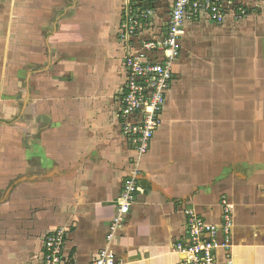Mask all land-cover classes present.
I'll use <instances>...</instances> for the list:
<instances>
[{
    "label": "crops",
    "instance_id": "crops-1",
    "mask_svg": "<svg viewBox=\"0 0 264 264\" xmlns=\"http://www.w3.org/2000/svg\"><path fill=\"white\" fill-rule=\"evenodd\" d=\"M19 1L0 0V264H42L44 237L57 228L66 231L65 264H92L134 171L139 189L110 244L119 261L178 264L173 245L184 236L186 210L219 224L225 198L233 264H264V0H234L251 8L240 19L184 24L161 125L140 158L117 119L125 79L119 9L140 0H90L85 17L67 25L56 20L59 2ZM171 3L152 2L150 37L160 34ZM27 23L46 31L43 48L31 50L41 59L26 74L25 94L4 97L19 78L9 77L17 68L4 64L2 43L32 40L30 27L24 37L15 31ZM217 258L225 264L222 251Z\"/></svg>",
    "mask_w": 264,
    "mask_h": 264
},
{
    "label": "built area",
    "instance_id": "built-area-1",
    "mask_svg": "<svg viewBox=\"0 0 264 264\" xmlns=\"http://www.w3.org/2000/svg\"><path fill=\"white\" fill-rule=\"evenodd\" d=\"M129 4L121 15L118 39L123 47L149 27L153 9H141V3ZM154 2L156 0H149ZM251 8L234 0H172L169 15L160 36L143 42L139 52H126L121 61L125 79L118 99L117 119L124 140L140 158L149 149L155 131L161 125L166 93L174 79L173 64L179 56L180 37L186 22L205 17L216 24L224 22L228 14L238 19L248 15ZM161 55V58L159 57ZM137 173L124 182L117 200L116 213L108 227L106 247L99 250L92 264H124L110 248L116 230L122 225L138 192ZM221 222H207L193 210H186L185 233L173 245L181 256L178 264H219L217 254L222 251L225 264H233L231 253V211L221 200ZM66 231L57 228L43 240L42 264H65L63 257Z\"/></svg>",
    "mask_w": 264,
    "mask_h": 264
},
{
    "label": "rangeland",
    "instance_id": "rangeland-1",
    "mask_svg": "<svg viewBox=\"0 0 264 264\" xmlns=\"http://www.w3.org/2000/svg\"><path fill=\"white\" fill-rule=\"evenodd\" d=\"M20 1H19V4H22V1H26V0H20ZM50 1L59 2L60 5H59V9L57 10V13H56V20H58V19L64 20L63 21L64 25H67V23H73V22H74V24L76 22L79 23V21L81 20V17H85V12L90 11L89 7H86L88 4L91 3L90 0H50ZM127 6H128V2L125 5L120 7V9H119L120 16H121V14H123V12H125V8ZM28 7L29 6H26V5L19 6V8H18L19 16L25 17L27 15L28 10L30 9V7H29V9H28ZM83 8H84V10H83ZM91 8L93 9V5L91 6ZM82 10L84 11V13L82 12ZM234 18L238 19L236 17H234ZM19 20H22V19H19ZM51 21H53V19ZM18 26H20V27L17 28L15 26L16 27L15 31L20 32L21 35H23L22 37L27 36L26 32L27 31L29 32V27H30L31 32L33 33V36L31 37L32 40H30V41L24 37L23 41L16 40L14 38L13 41L9 40V41H7L8 43L7 42L2 43L3 53L6 51V55L4 58V64H5V61H7L8 68H11V69H13L14 67L17 68V72H14V71L11 72L9 74V77L11 79H14V80L19 78V82L16 81L18 84L17 87H12L13 84H11L8 87V89H6L5 87L3 88L1 95L4 97H11V96L14 97L15 95L17 97H19V93L25 94V91H26V74H27V72H29V73L31 72L30 68L34 64H36V60L41 59V58H30L31 50L36 49V48L42 49L43 48V46H42L43 36L46 35V31L44 29L39 30V31H35L34 29L32 30V27L28 23L23 24V25L19 24ZM21 26H23V27H21ZM4 27L6 28V25L3 26V28ZM120 30H121V27L118 26V32ZM147 30H149V28ZM2 31H3V35L5 36L7 34L6 30L3 29ZM152 31H154L153 28H152ZM7 32L10 33V30H7ZM139 35H142V37H140V38H143L141 44L143 42L149 40V37H150L149 32L142 31L141 33H139L137 35V37H139ZM11 42L12 43L14 42L15 44L20 45L19 50L17 52H11V50L8 49L9 44ZM130 44H131L130 48L129 47L127 48L126 44L124 45V47H121V51L123 52L122 56H121L122 59L124 58V55L126 54V52H128V51L130 52L131 49L133 48L134 44L132 42ZM10 48H11V44H10ZM140 49H141V46H140ZM32 52H37V50H34ZM38 52L40 53L42 51L39 50ZM137 52H139V51H137ZM259 75H260V79H259V86H258V94H259V96H258V98H259L258 115H259V119L261 121L264 119V79L261 78L262 77L261 74H259ZM8 99H10V98H8ZM244 111H246V107H245ZM259 123L260 124H259L258 129L260 130V134H263L264 133V122L261 121ZM7 124H10V122L6 121L4 123V125H7ZM0 128L3 129L6 127H0ZM260 136H263V135H260Z\"/></svg>",
    "mask_w": 264,
    "mask_h": 264
},
{
    "label": "trees",
    "instance_id": "trees-1",
    "mask_svg": "<svg viewBox=\"0 0 264 264\" xmlns=\"http://www.w3.org/2000/svg\"><path fill=\"white\" fill-rule=\"evenodd\" d=\"M143 5H144V9H150V8H151V5H152V2L149 1V0H146V1L143 3ZM141 9H143V8L141 7Z\"/></svg>",
    "mask_w": 264,
    "mask_h": 264
}]
</instances>
